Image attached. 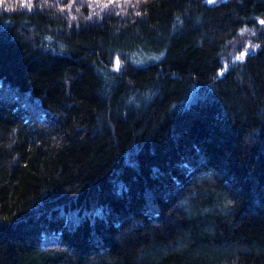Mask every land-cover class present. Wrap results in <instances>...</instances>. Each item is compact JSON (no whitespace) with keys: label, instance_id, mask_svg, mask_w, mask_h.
<instances>
[{"label":"trees","instance_id":"obj_1","mask_svg":"<svg viewBox=\"0 0 264 264\" xmlns=\"http://www.w3.org/2000/svg\"><path fill=\"white\" fill-rule=\"evenodd\" d=\"M0 264H264V0H0Z\"/></svg>","mask_w":264,"mask_h":264},{"label":"rangeland","instance_id":"obj_2","mask_svg":"<svg viewBox=\"0 0 264 264\" xmlns=\"http://www.w3.org/2000/svg\"><path fill=\"white\" fill-rule=\"evenodd\" d=\"M237 56H238L237 54H234L233 57H232L233 60H235L237 58Z\"/></svg>","mask_w":264,"mask_h":264}]
</instances>
